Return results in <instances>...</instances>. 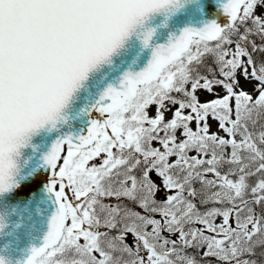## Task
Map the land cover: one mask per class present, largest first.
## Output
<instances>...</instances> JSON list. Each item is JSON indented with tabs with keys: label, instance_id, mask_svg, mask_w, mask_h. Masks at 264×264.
Returning <instances> with one entry per match:
<instances>
[{
	"label": "snow or ice",
	"instance_id": "obj_1",
	"mask_svg": "<svg viewBox=\"0 0 264 264\" xmlns=\"http://www.w3.org/2000/svg\"><path fill=\"white\" fill-rule=\"evenodd\" d=\"M181 7L0 0V195L89 73L150 14ZM222 7L224 20L186 27L109 85L87 135L44 155L58 208L23 264H264V0ZM155 31L139 34L145 48Z\"/></svg>",
	"mask_w": 264,
	"mask_h": 264
},
{
	"label": "water",
	"instance_id": "obj_2",
	"mask_svg": "<svg viewBox=\"0 0 264 264\" xmlns=\"http://www.w3.org/2000/svg\"><path fill=\"white\" fill-rule=\"evenodd\" d=\"M182 2L183 7L176 12L150 14L144 25L138 26L126 38L108 62L89 73L88 79L62 111L65 121L55 129L46 127L34 133L28 146L20 150V157H14L21 168V175L17 177L20 187L0 195V223L3 224L0 229V257L6 264H23L33 247L43 245L50 230L51 217L58 205L46 190L50 173L44 167L43 157L55 141L66 135H87L91 118L87 110L109 85L119 88L126 72L136 73L147 67L156 46L167 45L170 40L174 42L186 27L203 28L207 23L225 19L222 6L227 0ZM149 28L156 31L149 47L145 48L139 34Z\"/></svg>",
	"mask_w": 264,
	"mask_h": 264
}]
</instances>
